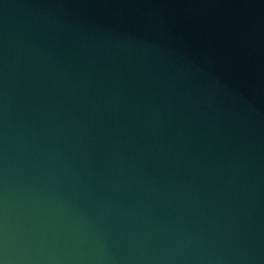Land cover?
Wrapping results in <instances>:
<instances>
[{
  "label": "water",
  "instance_id": "95a60500",
  "mask_svg": "<svg viewBox=\"0 0 264 264\" xmlns=\"http://www.w3.org/2000/svg\"><path fill=\"white\" fill-rule=\"evenodd\" d=\"M0 264H264V0H0Z\"/></svg>",
  "mask_w": 264,
  "mask_h": 264
}]
</instances>
